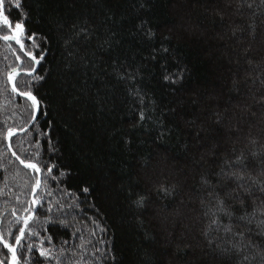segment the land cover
Segmentation results:
<instances>
[{
    "label": "trees",
    "instance_id": "1",
    "mask_svg": "<svg viewBox=\"0 0 264 264\" xmlns=\"http://www.w3.org/2000/svg\"><path fill=\"white\" fill-rule=\"evenodd\" d=\"M248 3L251 8L239 9L237 0H21L19 9L6 5L13 27L23 18L26 34H36L40 42L33 53L45 56L37 66L44 79L32 82L31 91L46 115L9 139L22 159L35 154L32 162H38L42 182L47 167L57 166L47 187L37 191L45 197L37 215L41 221L51 219L32 239L38 243L51 236L44 247L54 255L66 250L59 261H46L35 250L21 256L18 247L20 264L25 259L28 264H73L79 256L67 250L78 253L81 237L92 240L89 260L93 245L111 249L114 259L102 264H242L244 254L251 264H260L264 249L225 251L229 244L221 242L223 232L206 234L209 218L202 204L207 199L202 177L215 184L221 162L232 158L233 150L247 155L264 145V85L257 79H264V5ZM81 28L87 29V40L81 35L66 46ZM23 42L27 47L29 41ZM21 54L14 41L0 40V234L9 244L14 240L8 233L18 225L15 216L28 215L23 209L38 177L13 158L6 144L8 128H26L31 114L30 102L11 91L7 78L11 67L21 64L16 60ZM113 61L125 79L114 74ZM24 62L31 66L28 57ZM165 70L176 83L163 79ZM21 80L31 78L21 74L13 80L27 90ZM141 108L150 117L143 122ZM215 113L224 115L223 122H216ZM141 196L145 206L138 208L134 201ZM229 203L240 216L239 202ZM49 206L55 213L46 210ZM245 207L251 210L248 198ZM232 222L236 230L243 227L235 218ZM251 239L264 245L262 236ZM10 256L0 242V261L8 264Z\"/></svg>",
    "mask_w": 264,
    "mask_h": 264
},
{
    "label": "snow or ice",
    "instance_id": "2",
    "mask_svg": "<svg viewBox=\"0 0 264 264\" xmlns=\"http://www.w3.org/2000/svg\"><path fill=\"white\" fill-rule=\"evenodd\" d=\"M260 3L264 5V0H260ZM16 8H21V0H0V33L11 32V34H4L0 36V40L5 42L14 41L16 45L19 46V51L25 56L28 57V62L31 63L30 67L26 66L24 61H21L19 66L11 67V70L8 73V80L13 81L17 76L21 74L26 75L31 78V80H21L20 83L27 90H20L17 88L16 84H13L11 91L13 93H18L22 98L26 99L30 103L27 105L28 109L31 110L29 116V123L33 125L38 123L40 115H46V110L42 101L38 99L36 95L31 91V85L34 81L43 80L44 77L39 75L37 72V66L44 61L45 56L43 52L37 57L32 49L39 48L40 42L36 34L27 35L25 29L24 19L22 18L19 22H16L14 27L9 20V15L5 14L6 5H13ZM251 8L252 3H248V0H237V8L239 9L243 5ZM81 35L85 36V39L88 38L87 29L81 28L78 32L74 34L73 37L65 42L66 46H71L74 39H79ZM148 39L153 38L154 33L149 30L146 33ZM29 41V44L25 45L23 42L24 39ZM8 50L13 54L16 53L17 49L12 47L11 43L7 44ZM164 52H167L168 49H162ZM46 51V50H45ZM69 57H72L74 54L72 52L68 53ZM155 59V56L152 57ZM16 60L20 61L21 57L16 55ZM250 63V62H249ZM84 66H88V62L84 61ZM69 68L71 65L69 64ZM113 72L117 75L118 79H125V75L119 72V69L113 61ZM127 78L134 80L135 77L130 73L127 74ZM163 79L167 82L176 83V80L173 79V74L168 73L165 70ZM261 85H264V79L257 77ZM134 95L139 98L141 104L144 103V97L139 90H135ZM261 102L264 103V97H261ZM216 122L221 123L224 120V115L221 113H215ZM150 117L146 116L145 110L143 108L139 111V121L143 122ZM19 131L27 132V128L20 127ZM17 134V128H8L7 138ZM45 135L47 133H44ZM50 146L54 149V145ZM252 145H256L257 141L255 139L250 140ZM11 147V145H10ZM26 151V150H25ZM232 158H225L221 162L220 170L215 174L217 181L214 184L212 180L207 177H202L201 182L204 187L207 189V199L202 200V204L205 205L206 211L204 215L209 218L208 225L206 227V234L215 230L216 232H223L224 237L221 238V242H226L229 244L228 249L225 251H232L237 254H244L247 249H264V245H257L252 239V235H258L264 237V145L261 146V151L258 153L254 149L250 151L247 155L244 151H240L238 154L235 153ZM13 155L16 156V159L19 160L27 169H33L37 174L41 172V168L38 167V162H32L35 158V154L25 159H22L19 155H16L13 152ZM57 167L52 165L47 167L46 172L44 173L45 179L42 180L39 177L35 178V183L32 186L31 194L33 199L29 202V206L24 208L23 211L28 213L26 216H15V223L20 224L22 222L23 226L16 229L18 235L13 234L11 231L8 235L14 240V244H9L7 239L0 234V242L3 243V246L7 248L12 253V264H20L17 258V246H19L21 256H24L26 253H32L34 250L38 251L40 257H43L46 261H51L56 259L59 261V258L64 255L65 249L61 248L58 253L54 255L53 249L44 247V241L47 240L51 242V236H46L40 238L38 243L33 240V237H39L40 232L37 231V227H42L43 224L48 223L49 219L41 221L37 215V206L41 208L44 207L45 197L43 195H38L36 193L37 189L42 187H47V177L53 172V169ZM65 176V172H60V177ZM53 180L58 179L56 176L51 177ZM231 184L232 187H228ZM219 189V190H218ZM84 193H88L90 190L85 187L82 189ZM48 195H52V190L50 189ZM245 198L251 203V210L249 211L245 207ZM239 202L241 207V215L236 217L235 213L232 210V207L229 203ZM73 207L76 205L77 201L73 200ZM56 205H60V201L55 202ZM134 204L138 208H143L145 206V198L143 196L139 197L134 201ZM48 212L55 213L56 209L52 206L47 207ZM15 215V213H13ZM225 218L227 222H225ZM236 219L239 222H242L243 227L240 230L237 229V225L233 224V219ZM31 222V225H30ZM93 223H97L93 221ZM67 226V225H65ZM98 226V225H97ZM103 230V229H102ZM79 231V229H77ZM75 236V233H73ZM91 236H95L96 232L92 231ZM31 241V242H30ZM63 243L67 244L68 241ZM99 244H103L104 241H97ZM92 244L91 239L80 238V243L76 246L79 249V252L68 249L67 251L71 252L72 257L79 256V259H75L73 264H102L103 261L114 257H111V249H103L93 245L92 249V258L89 260L87 258L88 254V245ZM99 253V255H96ZM0 264H4L3 261H0ZM23 264H28V260L25 259ZM242 264H251V258L247 255H243ZM260 264H264V252L260 253Z\"/></svg>",
    "mask_w": 264,
    "mask_h": 264
},
{
    "label": "water",
    "instance_id": "3",
    "mask_svg": "<svg viewBox=\"0 0 264 264\" xmlns=\"http://www.w3.org/2000/svg\"><path fill=\"white\" fill-rule=\"evenodd\" d=\"M20 57H21V61H24V55H19ZM8 82H9V84H10V86H11V88H12V86H13V81H9L8 80ZM18 94V93H17ZM19 95V94H18ZM20 96V95H19ZM33 124L32 123H29L28 124V126L26 127L27 129H29L31 126H32ZM20 133H24V131H17V134H20ZM6 144H7V148H8V150H9V152H10V154L13 156V158H15L16 159V156L15 155H13V149L10 147V141H9V138H6ZM17 160V159H16ZM18 162H19V160H17ZM20 163V162H19ZM21 166H23L22 164H20ZM24 167V166H23ZM38 177L41 179V172L38 174ZM38 190V189H37ZM36 190V191H37ZM33 197V196H32ZM2 245H3V243H2ZM4 247V246H3ZM5 248V247H4ZM9 251V250H8ZM10 252V251H9ZM11 253V252H10ZM16 255L18 256V246H17V253H16ZM8 264H12V253H11V256H10V259H9V262H8Z\"/></svg>",
    "mask_w": 264,
    "mask_h": 264
},
{
    "label": "flooded vegetation",
    "instance_id": "4",
    "mask_svg": "<svg viewBox=\"0 0 264 264\" xmlns=\"http://www.w3.org/2000/svg\"><path fill=\"white\" fill-rule=\"evenodd\" d=\"M20 226H21V225L18 224V225L15 227V229H14V234H15V235H18V232L16 231V229H18ZM12 244H14V243H12ZM18 247H19V246H18Z\"/></svg>",
    "mask_w": 264,
    "mask_h": 264
},
{
    "label": "bare ground",
    "instance_id": "5",
    "mask_svg": "<svg viewBox=\"0 0 264 264\" xmlns=\"http://www.w3.org/2000/svg\"><path fill=\"white\" fill-rule=\"evenodd\" d=\"M17 131H19V130H17ZM20 134H23V133H20ZM6 138H7V134H6ZM38 191V190H37ZM37 191H36V193H37ZM33 195L31 194V196H30V201L33 199V197H32ZM28 206H29V204H28ZM23 225H21L20 227H22Z\"/></svg>",
    "mask_w": 264,
    "mask_h": 264
}]
</instances>
